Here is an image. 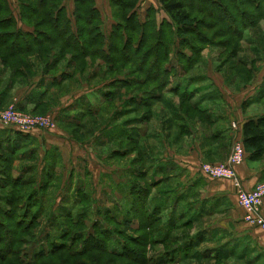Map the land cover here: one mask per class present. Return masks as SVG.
Wrapping results in <instances>:
<instances>
[{
	"label": "trees",
	"instance_id": "16d2710c",
	"mask_svg": "<svg viewBox=\"0 0 264 264\" xmlns=\"http://www.w3.org/2000/svg\"><path fill=\"white\" fill-rule=\"evenodd\" d=\"M18 1L20 19L12 12L9 0H0V63L3 65L0 72L9 70L13 83L17 77L23 79L25 76H32L36 64L31 60V56L38 55L39 62H42L45 68L42 73L58 75L60 80L56 84L59 85L70 74H84L90 66L103 62L104 71L113 75L105 80L107 88L104 87L106 90L102 104L106 103L107 109L114 106L115 99H121L113 97L119 94L120 89L133 91L137 95L136 98H129L125 102L124 109L115 108V116L125 118L121 123L105 126L101 136H104L106 142L119 143L115 148L117 151L113 153L114 157H125L132 152L135 156L131 157L134 166L128 173L129 183L121 186L125 199L122 207L115 206L114 210L103 212L94 207L99 218L104 220L107 226L102 227L96 220L89 230L85 225L81 226L89 218L95 198L90 188L78 189L75 192V202L79 205L75 215L78 216L70 210L74 207L71 197L65 196V204L59 206V211L67 214L65 219L70 224L64 223L65 230L57 240L50 242L48 247L41 246L32 257L25 259L21 254L20 245L28 243L25 239L31 235L32 224L27 222L28 209L35 207L33 220L40 211L42 212L45 190L57 183L54 180V162H59V154L53 149L46 151L44 158L50 162L40 174L49 178L34 184L36 166H24L13 176L12 173L18 169L12 167L11 158L25 153L27 155V152L33 157L38 146L37 140L17 130L14 131L13 140L5 139V144L0 141V185H3L1 182L5 180L6 183L1 189L8 188V192L0 200V215L4 217L0 228L6 226L10 229L9 244L5 250L7 255H11H0V264H81L80 261L82 264H159V257L155 259L146 254V246L149 243H162L166 251L164 253L170 260H175L176 257L183 259L197 256V250L192 254L190 251L200 242V235L195 242L191 240L188 245L177 247H173L174 244H170L168 239L172 230L170 226L186 224L181 220L184 218L183 213L175 214L171 211L167 219L163 217L168 207L173 208L184 199L182 195L176 197L180 189L172 187V181L179 174L178 166L162 163V156L153 153L157 152L155 143H150L149 139V146L143 143L147 133L141 135L138 126L129 128L128 125L148 123L154 117L160 116V113H155L154 104L161 102L171 113V117L163 115L161 125L165 126L167 133L174 132L175 142L191 133L189 120L200 119L207 129L208 125L212 127L217 119L200 106V100H193L209 98L210 94L196 97V90L187 89L186 82L183 88H173L172 92L178 97V105H175L172 101L158 98V94L156 97V89L163 91L171 82V77L178 73V70H174V55L179 56L181 71L185 73L200 62L202 51L209 45L222 47L221 55L227 51L229 56L226 54L225 60L231 61L235 58L240 51V40L244 31L249 27L254 28L259 19L264 18V0H156L157 12L159 10L165 16L158 19L154 6L149 5L146 7L144 20H141L138 13L141 0H108L114 8V18L107 34L103 31L102 14L95 0H73L71 12L64 3L66 0ZM185 49L196 55L193 61L192 55L186 57L183 53ZM55 50H58L59 55L51 61L50 53ZM151 57L152 63L149 62ZM68 59L75 63L73 73L57 66L60 61L67 62ZM124 70L129 73L128 76L122 74ZM148 83L151 85L150 89H156L145 88ZM7 86L11 87L9 84ZM4 95L6 92L2 91L0 108L7 101ZM83 110L81 117L92 116L93 112L89 107ZM35 112L40 113L41 110L37 109ZM95 124L96 122H92L93 126H96ZM91 127L87 126L85 135L91 133ZM75 131L71 134L75 136L73 140L78 142ZM148 135L152 138L158 136L150 133ZM241 140L246 152L245 159L258 161L264 156V116L244 122ZM29 143L35 144V149L27 150L25 147L29 146ZM17 148H22L25 153L17 154ZM23 159L19 157V160ZM21 172L33 173L27 179H20ZM157 175L162 177L157 180ZM26 198L30 199L28 208L24 202L20 204V201ZM183 206L181 204V207ZM120 216L121 221L118 220ZM133 220H137V230L144 232L156 227L157 233L148 235L145 232L138 241L132 236H126L125 229L130 228ZM189 224L192 222L189 221L187 225ZM120 235L126 236L125 239ZM74 246L77 248L72 250ZM11 250L12 252L8 253ZM71 250L75 254L68 255ZM85 254H89V262L82 260ZM104 256H108V259L103 261Z\"/></svg>",
	"mask_w": 264,
	"mask_h": 264
},
{
	"label": "rangeland",
	"instance_id": "374dc122",
	"mask_svg": "<svg viewBox=\"0 0 264 264\" xmlns=\"http://www.w3.org/2000/svg\"><path fill=\"white\" fill-rule=\"evenodd\" d=\"M68 1L70 2L69 5H67L69 6L68 11L71 12V8L73 7V0ZM98 1L101 4L100 12L103 16L102 28L105 34H107L112 26L114 18V8L110 5L108 0ZM9 2L15 17L17 19H20L19 1L9 0ZM147 3H150L149 5H153L157 12L158 7H155L156 0L154 2H152L151 0H141V3L138 7V13L141 20L145 19ZM156 15L158 19H161L162 16H165L159 10ZM240 41V51L237 55L234 56L235 58L231 59V61L228 59L225 60V58L227 57L226 54L228 55L227 51L226 53L224 51V54H222L223 56L221 55V52H223L222 47L210 45L207 46L206 49L202 51L200 62L196 63L188 73L181 71V65L179 63L180 58L179 56L174 55V70L175 72H177L178 70V73L175 74L176 76L173 75V77H171V82L167 84L163 91L159 92L156 88L153 87V89H156L157 91L155 95L158 94V96H160L158 98L162 97L163 101L169 100L172 101L175 105H178V97L176 94H174V92H172L173 88H175L176 86H180V88H183L185 86V83L187 82V89H195L196 97H199L203 94H210L209 98H229V101L233 100L231 101L232 103L235 101L233 104H237V100L239 98H252L251 107L248 108V110H250L251 112V116H264V18L259 19L258 25L254 28H247L244 31L243 37ZM177 46H179L178 43ZM183 53L186 55V57L192 55V61L196 58V55L193 54L189 49L183 50ZM58 55V50L52 51L50 53L49 60L54 61V58ZM31 58V60L36 64V66L33 67L34 74L32 76H28L27 78L25 76L23 77V79L17 77V79L13 83L12 78L10 77L9 70H6L3 73L0 72V95L2 91H5L6 95H4V98L7 99L6 103L2 106V108H0V112H4L9 107L18 106L17 98L21 97L20 93L22 89L28 88V92H31L34 81L39 80L36 78L38 75L41 76L43 69H45L44 65L42 62H39L40 58L38 57V55H32ZM149 59V62L152 63V57ZM74 65L75 63L70 59H68L67 62L60 61V63L57 64L60 69L65 68L66 70H68V72L72 73L74 72ZM102 65L103 62H101L100 64L95 63V65L90 66L84 74H70L59 85L53 87V89L48 90V93L45 92L44 95H47L45 96L44 100H41L36 106H31L29 107V109L24 108V110L20 109L21 105L18 106L19 110L22 111L25 115L33 117L42 116L45 118L32 120L36 121L37 123L47 124V119L50 122L51 119L54 120V126L49 125L48 129L38 130H48L50 134L56 136L57 138H60L59 141L62 142L60 146L61 152L65 160L64 166L61 164V162H58L57 164H55L54 162V165H56V168L54 169V180L57 181V183L55 182L56 184L54 186L48 187L45 190L46 193L43 199L44 206L42 212L40 211V213L36 215V219L33 220L32 215L36 214L34 213L35 207L28 209L27 214H29V216L27 222L30 221L32 224L30 229L31 235L25 239L28 243L20 245V247L22 246L21 254L25 259H29V257H32V254L39 248H41V246L48 247L50 242L55 241L59 238L61 232L65 230V226L70 224L68 220L65 219V216L67 214H65L64 211L63 213H60L59 211V206L65 204L63 202L65 196L71 197V204L73 202L74 207L70 210L73 211L72 214L75 215L76 210H78L77 208H79V205L75 202L76 190L90 188L95 198L93 199L94 206H92L90 209V215L88 216L89 218L81 224V226L85 225L88 230L92 227V223L95 220L99 221L98 223H100L102 227L107 226L105 221L99 218V215L96 212L97 209H101V212H103L104 210L111 211L114 210L115 206L122 207V203L125 200L122 196L121 191L123 190V188L121 189V186L125 184L127 185L129 183L128 173L130 169L133 170V168L131 167L134 166L132 164L133 161H131V157L135 156V154L134 152H132L130 155L125 157H114L113 153L117 151L115 150V148L119 146V143L106 142L104 136L101 135L103 130L106 129L105 126L110 127L114 123L123 122V118L125 117H120L119 115H117L119 117L115 116V108L118 110L120 108V110L124 109L125 102L129 98H136L137 94L135 95L133 91L120 89L119 94L113 97L121 99H115L114 106H112L111 109H107L108 107H106V103L102 104V98H104L103 93L106 90L104 89V87L107 86L105 80L111 78L113 75L105 72V69ZM2 68L3 65L0 63V70ZM152 71H154V69ZM122 74L124 76L129 75V73L125 72V70L122 72ZM130 77L132 76L130 75ZM248 78L250 79L247 81ZM126 80L129 79L126 78ZM8 84L11 85V87L7 86ZM150 86V83H148L145 88L153 90L150 89ZM140 97L144 98L143 95H140ZM154 105L155 113H160V116L154 117L148 123H131L128 125V127L132 128L138 126L137 128L138 131H141V135L147 133V138H144L145 140H143V143L149 146V139L150 143H155L154 147L156 148L157 152L153 151L154 154L159 153L158 155H166L168 157L171 151H181L183 150V147L178 144L173 145L175 143V140H173L174 132L167 133L165 130V126L161 125V123L163 124L164 114L171 117L170 110H167V108L161 102L155 103ZM88 107L93 112L92 116L81 117V114L84 111L83 109H87ZM37 109H40L41 112L36 113L35 111ZM231 111L234 115L235 111L233 110V108H231ZM113 114L115 117H112ZM130 116L132 115H128V117ZM92 122H96V126H93ZM189 122L191 133L187 136H184L185 138L183 137L185 140L183 141L184 146H189V143L191 145V142L193 143L194 140L197 143H200L201 139H204L203 136L206 135V133L203 131L206 128V126H204V122H202L200 119H192L189 120ZM87 126H92L91 133L85 135L84 132L87 129ZM208 126L210 130L213 129V127H211L210 125ZM76 129L77 131H75ZM13 130L17 131V129L14 128ZM167 130L169 131V129ZM171 130L175 131L173 129ZM72 131L76 132L77 138L79 139L78 142L77 140H73V137L75 136L71 134ZM231 131L233 132L235 131V129L233 128ZM22 133L27 134L30 132ZM148 133L158 136L152 138L149 137ZM181 140L182 137L178 138V141ZM25 148H27V150L32 148L35 149V144L29 143V146H26ZM39 149H41V147L38 143L37 149H35L36 152L32 157V154L30 155V152H27L26 155L25 151L22 150V148H17V154H20L19 152H24L25 154L22 156L18 155V159L17 157L11 158L12 167L18 169V171H14L12 173L13 176H16L17 173H19L20 169L24 166H36L34 184L36 181V183L38 184L49 178L42 173L40 174V171L38 169L37 165L41 163V153ZM25 155L27 157L23 159ZM19 157L23 160H19ZM206 160V158L205 161L202 160L203 163L211 162ZM172 163L169 165L177 166ZM251 165L257 168L260 165H264V156L258 161L251 162ZM31 174H29V172H21L19 178L27 179V177H30L29 175ZM159 176L161 175H157V177ZM5 183V180L1 182V184L3 185ZM3 185H0V200H2L8 192L7 187L1 189ZM29 200V198L23 199L20 201V204L21 202H24L25 206L28 208V204L30 203ZM94 207H97V209H94ZM169 213L170 211L168 210L166 214H163L164 219H167V217H169ZM183 219L184 218H182L181 220ZM118 220H122L121 216ZM3 222L4 217L0 215V226H2ZM65 222H67V224ZM64 223L66 225H64ZM137 226V220H133L131 222L130 228L125 229L127 232L126 236H132L138 241L140 236L145 232L148 235L157 233L156 227L154 229L150 228V230L146 229V231L144 230L143 232V230H137ZM173 226L174 227L170 226V228L172 229L170 232L167 231L170 233L168 239L170 241V244H174L173 247L181 245L180 241L184 240L191 233L195 232L198 229V225L195 228H183L184 226H178L176 224ZM8 228L6 226L2 229L0 228V255L11 257V255H7V251L5 250V248L9 244L8 241L10 239V233L8 231L10 229ZM126 236L120 235L122 239H125ZM77 244L79 245V243ZM199 244L200 243L197 242L196 247L192 248L190 251L192 254L197 250V256H190L183 259H181V257H176L175 260H170L164 253L166 251L162 243H149L146 246V254L148 256L154 257L155 259L159 257V264H229V262H231V264H243V262H239V260H235L233 258H229V260L224 262H219L215 260L214 255H211V251H206L208 250L206 247H198ZM214 247L215 245L213 247H209V249L212 250ZM75 248H77V246H74L72 250H74ZM199 249L203 251H199ZM72 250L70 253L68 252V255L75 254V252H73ZM10 252H12V250L8 251V253ZM207 254H209L210 256H205ZM88 256L89 254H85L82 260L84 262H89ZM106 258L108 259V256H104V258L102 257V260H107ZM249 258H251V255ZM79 263L82 264L81 261Z\"/></svg>",
	"mask_w": 264,
	"mask_h": 264
},
{
	"label": "crops",
	"instance_id": "0c3cea01",
	"mask_svg": "<svg viewBox=\"0 0 264 264\" xmlns=\"http://www.w3.org/2000/svg\"><path fill=\"white\" fill-rule=\"evenodd\" d=\"M95 1L96 6L101 10L100 2ZM64 3L68 10L69 6L67 5L70 2L66 0ZM149 4L147 3V6ZM36 79L39 80H35L36 83L34 81L31 92H28V88L22 89L20 93L22 98H17V105H21V108L29 109L31 106L38 105L47 95L44 93L57 86L56 82L60 80L58 75L55 76L51 73H42ZM193 100H200V106L207 109L217 119L212 126L213 129L205 128L203 130L206 135L203 136L204 139H201L200 143L194 140L191 145L189 143V146H184L185 137L182 138L181 141H177L173 145L178 144L183 147V150L171 151L168 157L166 155L161 157L162 163L171 164L174 162L172 164L178 166L179 174L172 181V185L174 188H180L176 197L184 196L183 201L175 204L174 209L168 207V210L175 214L183 213L182 223L186 222L183 224V228H195L198 225V229L180 241V244L188 245L191 240L195 242L194 240L200 235L198 247H206L208 249L206 251H211V255H214L215 260L219 262L233 258L243 264H264V229L244 221L245 213L237 204L238 187L231 180L207 178L199 170L205 158L206 161L211 162L225 161L233 141L236 137H241L244 122L259 117L251 116V112L248 110L251 107L252 98H239L237 104H233L235 101L232 103L233 100L229 101V98H193ZM231 108L235 111L234 115ZM234 121L237 123V129L233 133L231 124ZM13 128L0 124V141H3V144H5V139H14L15 130ZM27 134L34 137L40 144L41 163L37 165L40 172L48 166V161L44 157L46 151L50 149L59 154L57 155L59 162L64 166L65 160L61 152L60 138L50 134L48 130L35 129ZM251 162L254 161L245 159L242 164L236 167L239 188L244 190H250L256 183L264 180V165L257 168L253 167ZM57 163L55 162V164ZM55 168L56 165H54ZM159 178L160 176L156 177V179ZM156 197L159 198V196ZM181 204L184 206L181 207ZM261 213L264 217V199ZM189 221L192 224L187 225ZM210 245H215V247L211 250L209 247L213 246ZM199 251L203 250L199 249ZM250 255L251 258H249Z\"/></svg>",
	"mask_w": 264,
	"mask_h": 264
},
{
	"label": "built area",
	"instance_id": "2783aa9c",
	"mask_svg": "<svg viewBox=\"0 0 264 264\" xmlns=\"http://www.w3.org/2000/svg\"><path fill=\"white\" fill-rule=\"evenodd\" d=\"M23 117V118H21ZM45 119L42 116H28L19 110L18 106L9 107L0 112V123L14 127L22 132H31L35 129H48L49 125L54 126V120L47 119V124L37 123L33 119ZM232 127L237 129V123L232 122ZM246 152L241 137L233 141L228 156L223 162H204L200 165V173L210 179H225L234 182L237 190V204L244 211V221L264 229V217L261 213V206L264 199V181L256 183L250 190L239 188L236 167L245 160Z\"/></svg>",
	"mask_w": 264,
	"mask_h": 264
}]
</instances>
